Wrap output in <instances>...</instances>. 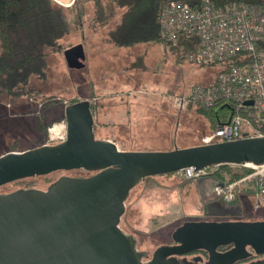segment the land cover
<instances>
[{"label":"rangeland","instance_id":"obj_1","mask_svg":"<svg viewBox=\"0 0 264 264\" xmlns=\"http://www.w3.org/2000/svg\"><path fill=\"white\" fill-rule=\"evenodd\" d=\"M57 1L64 9L75 2ZM103 3L90 2L81 22L72 20L60 50L49 54L46 79L31 82L38 94L0 98V156L56 144L49 141V129L66 124L65 107L85 99L92 104L96 138L112 140L122 151L188 148L202 144L203 136L211 133L204 115L194 109L178 112L172 99L194 85L208 84L223 65L194 64L162 40L133 47L107 45L103 38L108 29L97 23L95 12ZM80 43L86 54L85 67L70 69L63 52ZM245 169L251 172L240 183H219L211 175L191 181L176 174L146 178L131 191L120 227L126 234H136L138 250L152 251L148 261L158 247L173 243V231L185 221L264 220L259 194L264 166L238 165L233 171ZM92 174L80 169L57 171L2 186L0 195L27 188L46 190L61 175ZM219 184H235L231 192L237 189L239 193L229 200L217 194Z\"/></svg>","mask_w":264,"mask_h":264},{"label":"water","instance_id":"obj_2","mask_svg":"<svg viewBox=\"0 0 264 264\" xmlns=\"http://www.w3.org/2000/svg\"><path fill=\"white\" fill-rule=\"evenodd\" d=\"M63 53L70 69L85 67L83 44ZM91 107L86 99L65 107V141L0 156V187L57 171L93 173L61 175L46 190L1 194L0 264H193L176 256L197 251L207 252L204 264H236L264 255V220L185 221L173 231V244L158 247L148 261L152 251L138 250L136 234L120 227L126 201L144 179L190 167L263 165L264 135L169 151H122L112 140L96 138Z\"/></svg>","mask_w":264,"mask_h":264},{"label":"built area","instance_id":"obj_3","mask_svg":"<svg viewBox=\"0 0 264 264\" xmlns=\"http://www.w3.org/2000/svg\"><path fill=\"white\" fill-rule=\"evenodd\" d=\"M159 25L162 39L172 46H178L182 38L198 41V52L190 57L194 64L223 65L213 83L194 85L188 92L176 94L172 99L178 112H187L191 106L214 108L221 105L231 110V118L203 136L202 144L234 141L245 135L263 136L264 7L215 6L211 0H201L196 8H192L171 1L159 16ZM66 138L67 124L49 129V141L60 143ZM244 166L262 167L264 164ZM176 174L191 180L202 178L205 169L194 171L190 167ZM234 185L219 184L217 194H225L231 200ZM259 194L264 201V175L260 177Z\"/></svg>","mask_w":264,"mask_h":264},{"label":"trees","instance_id":"obj_4","mask_svg":"<svg viewBox=\"0 0 264 264\" xmlns=\"http://www.w3.org/2000/svg\"><path fill=\"white\" fill-rule=\"evenodd\" d=\"M92 1L95 0H75L71 7L64 9L53 0H0V98L6 96L21 99L40 92L31 86L32 80L46 79L49 54L60 50V42L69 34L72 20L75 18L76 21L81 22L80 19L87 14V8ZM103 1V4L96 7L95 12L99 19L97 23L108 29L104 38L105 42L116 47H133L164 41L160 34L159 16L171 1L196 8L201 0ZM211 1L215 6L264 7V0ZM170 47L178 50L182 56L188 57L191 61L190 57L198 52V41L193 38H182L178 46L170 45ZM216 65L218 64H212V66ZM215 80L216 78L208 84ZM191 109L204 115L210 124L211 131L220 123L228 121L232 115L228 107L221 105L214 108L191 106L189 110ZM39 128L43 129L41 124ZM236 166L238 165L212 166L205 169L203 177L211 175L219 183L245 181L244 176L249 174L251 169H245L240 173L233 171ZM169 174H176V172ZM30 189L34 188L25 190ZM252 192L248 190L247 193ZM231 193L233 197L234 195L236 197V193L239 192L236 189Z\"/></svg>","mask_w":264,"mask_h":264},{"label":"flooded vegetation","instance_id":"obj_5","mask_svg":"<svg viewBox=\"0 0 264 264\" xmlns=\"http://www.w3.org/2000/svg\"><path fill=\"white\" fill-rule=\"evenodd\" d=\"M171 244H173V243H171ZM229 248L230 247L219 248L218 250L219 251H226ZM195 257L203 258L204 262H193L192 259L195 258ZM176 258L179 261H183L185 259L187 262H192L193 264H204L208 260V254L205 251H197V252H192V253H189V254H186V255H183V256H176ZM261 260H264V255H255V254H253V256L250 257L249 259H247L245 261H240V262H238L236 264H249L251 262H258V261H261Z\"/></svg>","mask_w":264,"mask_h":264},{"label":"crops","instance_id":"obj_6","mask_svg":"<svg viewBox=\"0 0 264 264\" xmlns=\"http://www.w3.org/2000/svg\"><path fill=\"white\" fill-rule=\"evenodd\" d=\"M65 6V5H64ZM104 38H105V36H104ZM104 38H103V41L105 42V40H104ZM106 43V42H105ZM81 44V43H80ZM107 45H111V44H109V43H106ZM111 46H113V45H111Z\"/></svg>","mask_w":264,"mask_h":264}]
</instances>
